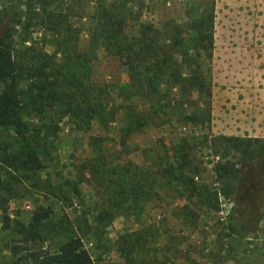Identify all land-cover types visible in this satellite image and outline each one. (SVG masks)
Returning <instances> with one entry per match:
<instances>
[{
	"label": "rangeland",
	"instance_id": "rangeland-1",
	"mask_svg": "<svg viewBox=\"0 0 264 264\" xmlns=\"http://www.w3.org/2000/svg\"><path fill=\"white\" fill-rule=\"evenodd\" d=\"M31 3L35 0H0V36L17 49L33 45L53 55L56 30L33 21L23 29ZM100 4L120 9L128 39L149 25L158 45L172 46L171 59L185 89L165 84L173 80L170 71L160 88L183 115L203 122L150 116L143 95L131 101L138 114L149 118L136 132L127 129L123 110L107 129L93 121L87 132L50 111L42 120L53 129L29 134L41 161L35 172L10 164L7 156L19 150L20 140L12 129L0 127V206H6L10 219L5 224L0 210V264H15L27 251L53 252L71 236L81 238L97 264H264V137L237 136L221 92L238 83L211 81L212 74L218 79L216 72L252 76L256 67L264 76V0H56L52 8L68 10V27L81 51L89 47ZM219 10L235 15L227 19L217 15ZM208 12L219 21L207 52L196 48L190 25ZM90 77L109 85L111 103L121 104L117 95L128 76L118 58L98 51ZM27 86L21 81L19 90ZM23 120L30 126L41 123L34 113ZM177 148L186 155L181 170ZM180 174L190 186L178 183ZM109 182L115 184L111 191ZM116 190L127 211L107 216L104 210ZM41 209H51L52 215L31 227Z\"/></svg>",
	"mask_w": 264,
	"mask_h": 264
},
{
	"label": "trees",
	"instance_id": "trees-1",
	"mask_svg": "<svg viewBox=\"0 0 264 264\" xmlns=\"http://www.w3.org/2000/svg\"><path fill=\"white\" fill-rule=\"evenodd\" d=\"M55 2L56 0H35L37 7L33 3L27 6L22 23L23 29H27L33 21L35 25L46 30H56L57 40L53 55L45 54L33 45L17 49L8 39L6 40V37L0 36V127L12 129L20 140L19 150L7 156L15 170L35 172L41 169L40 158L31 145L29 134L31 131L35 135L41 132L48 134L53 129L51 123L47 124L42 120L50 111H54L59 118L68 116L75 129L83 132L90 130L93 121L107 129L117 113L119 114L118 110H123L130 132L139 131L146 126L148 114L159 116L161 113L167 118L177 115L185 122L193 124L203 122L195 116L183 115L177 104L172 103L169 94L162 92L160 87L167 71H170L173 80L178 81L180 76L171 59L172 46L158 45L154 41L151 26L142 25L139 36L130 40L124 34L125 19L120 9L100 4L96 9L95 27L89 35V47L86 51H81L76 34L68 27L70 23L68 10L66 13L56 7L57 10H54L52 7ZM190 29L194 33L196 48L208 52L213 45L212 12L191 22ZM100 50L118 58L127 73L128 82L120 87L121 95H117V98L121 99L119 106L111 103L109 85L91 81L92 64ZM58 54L61 56L60 62L56 60ZM173 80H165V84L169 86L176 84L179 88L185 89V81L176 83ZM195 80L202 84L200 77L196 76ZM21 81L28 82L25 91L19 90ZM122 93L126 94L125 97ZM140 95L148 102V114L143 116L136 112L131 102L132 97ZM33 113L41 119L39 126H30L23 120L24 114ZM226 139L236 144L241 142L236 138ZM95 140L98 142L100 139ZM244 142V146L248 148L249 140ZM180 151V148H177V154L175 153L177 156L181 155L179 170L186 159V155ZM120 174L121 172L117 179ZM217 175L220 176L219 173ZM177 177L182 187L190 186L184 174ZM67 185H71V182H67ZM113 185L115 186L109 182L108 191L112 190ZM47 187L53 191L52 194H56L57 188L51 184ZM119 188H122L121 184ZM110 195L108 199L110 209L104 210L105 215L112 216L117 211H127L124 210V205H121V193L118 190ZM136 205L135 202L134 207ZM0 210L4 214L5 224L9 223L6 206H0ZM51 215V209H41L34 213L30 226H36L40 220L48 219ZM15 264H97V262L85 249L81 238L71 236L53 252L27 251Z\"/></svg>",
	"mask_w": 264,
	"mask_h": 264
},
{
	"label": "crops",
	"instance_id": "crops-1",
	"mask_svg": "<svg viewBox=\"0 0 264 264\" xmlns=\"http://www.w3.org/2000/svg\"><path fill=\"white\" fill-rule=\"evenodd\" d=\"M220 14L224 18H231L235 15L232 10H223ZM216 15V14H215ZM216 16L213 18V29L217 28L218 20ZM250 49V46H248ZM245 50V49H244ZM218 68V67H217ZM224 67H222L223 69ZM228 68V67H227ZM224 71H228L226 68ZM255 73L252 76H245L244 74L232 73V76H227L222 72H216L218 79H214L213 82L219 83H235L234 87L224 88L222 95L224 96L223 104L229 110L228 118L236 120L233 121L235 126L231 128L234 131H238V135L242 137L248 132L249 136L264 137V76L262 72L256 67ZM245 76V77H244ZM240 77L239 79H236ZM251 83V88L245 87L244 84ZM263 85V88H260ZM234 109V110H233ZM229 129V130H231Z\"/></svg>",
	"mask_w": 264,
	"mask_h": 264
}]
</instances>
